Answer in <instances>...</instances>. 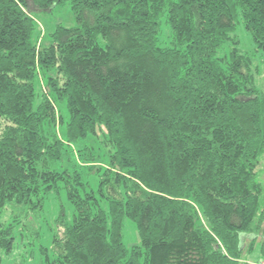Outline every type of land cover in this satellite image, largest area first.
<instances>
[{"label":"trees","instance_id":"trees-1","mask_svg":"<svg viewBox=\"0 0 264 264\" xmlns=\"http://www.w3.org/2000/svg\"><path fill=\"white\" fill-rule=\"evenodd\" d=\"M66 1L74 25L38 43L32 13ZM238 24L264 52V0H0V264L61 190L41 264L264 259V95Z\"/></svg>","mask_w":264,"mask_h":264},{"label":"rangeland","instance_id":"rangeland-1","mask_svg":"<svg viewBox=\"0 0 264 264\" xmlns=\"http://www.w3.org/2000/svg\"><path fill=\"white\" fill-rule=\"evenodd\" d=\"M33 17L36 23L37 37L38 43L44 44L46 42L47 35L53 31L54 27L57 24H62L64 26H72L74 25V17L70 8V4L68 1L59 4L53 7L50 11L47 12H33ZM166 26H162V30L167 31ZM166 33L162 36V41L164 43L168 42V39L165 36ZM234 34L239 39V43L237 44V48L240 53L251 54L255 52L254 43L251 39V36L245 32L242 24H238L234 31ZM256 66L257 71L255 72L254 79L256 86L261 90L264 95V52L257 51L252 56V61ZM257 73V75H256ZM38 86L37 88L41 90L49 100L52 101L54 106V111L56 116L58 112H64L65 109L61 103L53 101L49 89L46 86L44 77L42 74L37 77ZM66 117V115H65ZM101 133H99V138H101ZM98 139H89L87 143H89L97 153L102 155V152L99 149V145L97 143ZM76 148V147H75ZM74 148V149H75ZM76 161L79 164V157L76 156V149L74 150ZM259 173L258 178L264 187V151L260 155L259 164L257 167ZM93 187H95V181L91 183ZM264 195V193H263ZM62 206L64 212L66 214L67 219L69 220L73 214V207L67 200L65 193L63 190L59 191L57 194H50L44 205L43 214L40 219H36V226L38 228L40 237L38 240L34 241L32 238V233L34 232V224L30 227L31 232H27L28 230L24 227V220H21L19 224L16 225L15 231V246L14 250L10 254L2 255V264H41V258L39 249L40 247L49 248L51 244V235L54 229V219L56 218L59 207ZM8 215L6 212L2 218V221H8ZM55 230V229H54ZM122 236L123 243L127 247H131L133 245L138 244L139 238L137 234L136 225L133 221L125 218L123 221L122 228ZM256 253L249 255L248 257H244L241 259V262L245 264H253L255 260Z\"/></svg>","mask_w":264,"mask_h":264},{"label":"built area","instance_id":"built-area-1","mask_svg":"<svg viewBox=\"0 0 264 264\" xmlns=\"http://www.w3.org/2000/svg\"><path fill=\"white\" fill-rule=\"evenodd\" d=\"M253 264H264V259H257Z\"/></svg>","mask_w":264,"mask_h":264}]
</instances>
